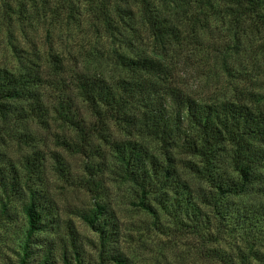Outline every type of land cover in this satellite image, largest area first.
Masks as SVG:
<instances>
[{
    "label": "trees",
    "instance_id": "obj_1",
    "mask_svg": "<svg viewBox=\"0 0 264 264\" xmlns=\"http://www.w3.org/2000/svg\"><path fill=\"white\" fill-rule=\"evenodd\" d=\"M193 2L139 0L152 40L160 47L177 45L170 9L188 12ZM232 2L264 29V0ZM110 59L116 70L111 77L99 71H66L54 56L51 72L38 64L23 70L0 65L1 118L43 121L50 107L72 129L76 140L65 144L84 161L80 173L68 172L67 177L91 199L74 212L95 234L93 260L83 257L84 243L69 226L56 243L39 235L57 221L45 157L31 149L21 159L20 174L14 166H0V214L12 218V198L23 217L16 264H34V259L35 264H137L119 248V224L101 196L99 172L107 165L133 187L142 207L162 210L193 233L198 259L264 264V111L234 98L194 97L170 85L165 76L160 78L170 68L161 49L151 55L112 49ZM45 86L57 89L50 103L43 95ZM78 103L88 118L79 113ZM109 123L133 135L106 136L110 162H93L92 130ZM141 137L152 140L154 149ZM51 157L60 175L63 163L57 153Z\"/></svg>",
    "mask_w": 264,
    "mask_h": 264
},
{
    "label": "rangeland",
    "instance_id": "obj_2",
    "mask_svg": "<svg viewBox=\"0 0 264 264\" xmlns=\"http://www.w3.org/2000/svg\"><path fill=\"white\" fill-rule=\"evenodd\" d=\"M187 9L175 13L170 9L178 43L160 47L151 38L139 0H0V65L23 70L38 64L51 72L54 56L66 71H99L111 77L116 72L110 59L112 49L146 55L161 49L170 68L160 78L165 76L170 85L194 97L234 98L264 111V29L257 18L238 10L232 0H194ZM56 91L43 87L46 103L53 101ZM77 108L88 118L83 104L78 103ZM92 132L93 162H110L106 136L133 135L110 123L96 125ZM141 139L154 149L152 140ZM75 140L72 129L50 107L43 121L0 117V166L7 170L14 166L20 174L26 152L37 149L45 157L46 184L57 222L55 228L39 235L56 243L69 226L84 243L83 257L93 260L95 234L74 212L89 203L90 194L67 177L68 172L80 173L84 161L81 153L65 144ZM53 152L63 163L60 175L53 170ZM99 173L101 196L119 224L118 246L132 261L214 264L193 253L197 238L189 229L176 225L171 216L154 206V211L142 207L133 187L122 181L111 165ZM145 200L154 205L149 198ZM9 205L12 218L0 214V264H16L23 229L19 202L11 198Z\"/></svg>",
    "mask_w": 264,
    "mask_h": 264
}]
</instances>
